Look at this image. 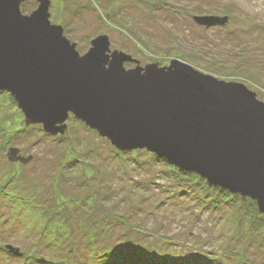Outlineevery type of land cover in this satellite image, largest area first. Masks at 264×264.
Wrapping results in <instances>:
<instances>
[{
    "label": "rangeland",
    "instance_id": "374dc122",
    "mask_svg": "<svg viewBox=\"0 0 264 264\" xmlns=\"http://www.w3.org/2000/svg\"><path fill=\"white\" fill-rule=\"evenodd\" d=\"M48 1L49 21L81 55L105 35L110 54L131 56L127 69L177 59L264 102V0ZM40 4L24 0L21 12ZM210 15L227 19H196ZM56 126L47 131L0 89V264H119L126 253L264 264V213L242 194L146 148L119 149L72 112Z\"/></svg>",
    "mask_w": 264,
    "mask_h": 264
},
{
    "label": "water",
    "instance_id": "95a60500",
    "mask_svg": "<svg viewBox=\"0 0 264 264\" xmlns=\"http://www.w3.org/2000/svg\"><path fill=\"white\" fill-rule=\"evenodd\" d=\"M22 1L0 0V89L28 118L53 131L72 112L115 147L153 151L264 213V102L255 92L177 59L127 69L131 56L110 54L105 35L81 55L49 21L48 0L31 14Z\"/></svg>",
    "mask_w": 264,
    "mask_h": 264
},
{
    "label": "trees",
    "instance_id": "16d2710c",
    "mask_svg": "<svg viewBox=\"0 0 264 264\" xmlns=\"http://www.w3.org/2000/svg\"><path fill=\"white\" fill-rule=\"evenodd\" d=\"M23 111V110H22ZM164 157V156H163ZM166 160H168L166 157H164ZM19 161H21V162H27V160L26 161H23V160H21V159H18ZM170 163H172L170 160H168ZM173 164V163H172ZM173 165H175V164H173ZM175 167L177 168V169H180V170H184L185 171V169H182V168H180L179 166H177V165H175ZM187 171V170H186ZM189 172H192V171H189ZM192 174H198V173H196V172H193ZM200 175V174H199ZM221 189L220 190H222V191H225V190H223L224 188H222L221 186H219ZM242 198H244V199H246V200H248V204L249 205H251L252 207H251V209H250V211L252 212L253 210H254V215L256 216L258 213H259V210H257L258 208V205H257V202H256V200L255 199H253V198H251V197H249V196H244L243 195V197ZM256 209V210H255ZM256 221H257V223L259 222L260 224L259 225H261V222H262V219L260 218H257L256 219ZM261 227V226H260ZM8 246H11V244H7L6 245V247H8ZM20 250V249H19ZM241 253V251L240 252H237V254H240ZM242 254V253H241ZM240 256V255H239ZM186 263V262H185ZM119 264H158V263H156V262H148L147 261V259H145V258H141V257H138V256H136V255H134V254H129V253H126V254H122L121 255V258H120V263ZM180 264H183V263H180Z\"/></svg>",
    "mask_w": 264,
    "mask_h": 264
},
{
    "label": "bare ground",
    "instance_id": "6f19581e",
    "mask_svg": "<svg viewBox=\"0 0 264 264\" xmlns=\"http://www.w3.org/2000/svg\"><path fill=\"white\" fill-rule=\"evenodd\" d=\"M247 197V196H246Z\"/></svg>",
    "mask_w": 264,
    "mask_h": 264
}]
</instances>
